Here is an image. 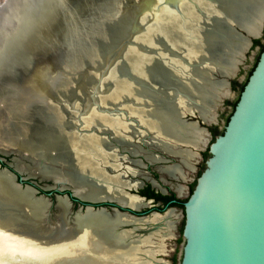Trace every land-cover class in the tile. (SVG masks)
<instances>
[{
	"label": "water",
	"instance_id": "water-1",
	"mask_svg": "<svg viewBox=\"0 0 264 264\" xmlns=\"http://www.w3.org/2000/svg\"><path fill=\"white\" fill-rule=\"evenodd\" d=\"M187 7H193L195 12H202L196 0H69L67 13L45 33V42L33 47L34 60L31 61V67H27L25 62V66L17 69L16 75L0 79V137L7 134L12 139L0 142V152H13L16 161L38 168L33 172L21 170L17 166L19 162H16L20 173L27 172L28 176L54 181L55 188L71 189L74 195L93 203L106 199L82 196L77 189L82 180L86 184H96L97 179L89 174H81L76 169L78 162L75 157L70 156L64 147H40L43 139L55 138L61 141L64 140L62 137L70 135L100 137L105 144L103 150L113 151L117 155L116 163H120L117 167L101 166L108 175L119 173L126 179L128 173L121 168L127 160L131 164L146 165L140 159L130 158V155L137 157L142 154L150 163L178 160L167 167H181V158L168 153L157 144L154 132L146 125L139 124L140 122L129 118L134 124L132 133L127 134L132 138L129 140L130 145L126 143V138L115 136L114 131L105 128L102 123L89 127L85 123L94 112L110 116L122 111L119 107L121 104L114 105L110 96L118 80L134 76L128 62L130 55L149 58L156 65L164 56L163 61L169 64L171 60L182 59L184 45L178 42L181 37L176 32H157L156 37L148 33H153V28L161 26L167 17L178 18L181 23L192 22L186 18ZM211 18H203L202 21L206 25L207 20L212 21ZM73 22L79 26L80 39L70 52L65 46V32ZM256 26L255 33L249 32L238 22L231 23L228 27L231 33L245 42L244 48L237 54L238 60L233 73H227L223 65V58L229 55L232 43L224 41L225 37L215 29L213 32L209 31L222 37V46L206 53L211 55L210 58L203 59L204 62L199 65L205 66L211 74L208 87L203 90L211 95L207 97V101L212 107H201L203 105L197 100L198 95L177 91L175 76L170 73H154L155 85L158 82L163 87L164 95L170 94V91L178 92L175 98H160L158 108L173 112L174 108L181 107L179 111L182 112L176 119L185 125L201 128V123L210 125L216 122L217 108L226 97L220 93L223 88L231 90L230 78L237 75L245 52L253 44V38H259L263 34L264 13ZM202 29L205 33L208 32L207 28ZM186 36L196 38L195 34ZM83 41L89 44L81 48L78 44ZM171 65L175 67L173 63ZM120 84L123 86L125 83ZM212 84L217 86L209 89ZM218 84L224 87L221 88ZM195 85L199 86L197 83ZM26 98L29 101V113L21 114V106L24 105L22 102ZM188 106L191 108L188 109ZM207 112H214V118H208ZM193 117L197 119L192 120ZM203 129L208 135V128ZM177 146L179 149L188 147L185 143H178ZM191 147L197 149L193 145ZM154 150L159 151L160 155ZM152 155L158 156V159L150 158ZM39 168L64 171L65 176L75 182L62 183L51 177L43 178L38 173ZM163 168L166 167L159 166L161 171ZM129 170L132 175L138 173L134 167H129ZM132 188L137 189V183L123 186L122 190L127 189L130 193ZM178 193L182 195L179 190ZM11 197V194L6 196ZM177 202L179 203L177 199H173L161 210H150L144 216L130 212L139 211L142 206L132 207L119 203L122 208L129 210L122 211L117 207L113 214L106 208L95 210L94 206H88L86 211L78 212L71 220L65 219L63 232L57 235L39 237L11 230L0 223V230L9 240L7 243L0 241V247L15 248L16 253H5L9 260L6 264H59L83 258L109 262V257L99 256L82 244V227L78 221L92 220L98 213L106 215L108 219L102 226L91 223V233L94 226L97 231H115L117 236L128 231L130 239L124 238L118 243L129 247L135 244L131 243L132 238L140 239L161 229V222L147 221L151 216L172 213V217H175L177 206L174 203ZM182 204L185 222L180 264H264V49L259 53L258 60L239 93L223 132L211 142L205 167L197 177L193 191ZM59 214L55 215L53 224L59 221ZM118 217L125 218L116 223L114 219H119ZM42 220L45 222V217ZM6 233L11 235L7 236Z\"/></svg>",
	"mask_w": 264,
	"mask_h": 264
},
{
	"label": "bare ground",
	"instance_id": "bare-ground-1",
	"mask_svg": "<svg viewBox=\"0 0 264 264\" xmlns=\"http://www.w3.org/2000/svg\"><path fill=\"white\" fill-rule=\"evenodd\" d=\"M196 2L201 6L202 12H195L193 7H187L186 9V14L188 12L186 18L192 22L187 21L186 23H181L178 18L167 17L161 26L156 29L153 28V33H151V31L148 33V35H154V37H156L157 34L155 33L157 32L160 34H169L170 30L171 32H176L177 36L181 37V39H178V42L183 43L184 45L182 46L184 54L182 55V59L186 61L183 62L182 59H174V61L171 60V63L175 65V67H172L171 63L169 64L166 63V61H163V59H165L164 55V57H162L163 59L159 60L160 65H156L154 60H150L149 58L130 55L128 62L129 67L132 69L130 71L134 72V76L118 80L116 82V87L110 96L114 105L121 104L119 107L122 111L110 116L100 114L93 117V113L86 119L85 123V126L88 127L95 123H102L105 128L112 129L115 136L126 138L128 141H126V143L130 145L129 140L132 138L127 136V134L130 132L132 133V130L134 129V124L131 122H140L139 124L146 125L154 132L155 139H158L156 140L157 144L161 145V147L168 153L178 155L182 159L183 165H186L189 170L195 169L193 161L198 157V154L188 148L190 147L192 149V145L197 147V149L202 148L207 142L206 131L203 127L198 128L194 125H185L184 123L178 122L176 116L179 112H182L179 111L181 110V107L174 108L173 112H166L158 108V101L162 97L175 98L177 97V91L182 90L186 93L198 95L199 97L197 100H199V103L203 105L201 107H208L207 97L211 95L209 93V95L205 93L204 98L200 97L199 91H201V83L199 81L201 77L206 78L207 80V75L209 78L208 81H210L209 76L211 74L205 66L199 65L204 62L203 59L206 60L210 58L211 55H206V53L213 51L216 47L219 48L222 46V37L219 38L216 33H212L213 29H215L216 32H220L219 35L222 34V36H226L228 34L229 39L234 41L233 45L235 44L236 46H232V48H235L232 50V54L233 59L236 62L237 54L244 48L245 42L228 30L229 25L231 23L238 22L247 28L249 32L255 33L257 32L256 24L260 21L262 14L264 13V0H213L211 2H208L207 0H196ZM203 18L208 20L211 18L212 21L207 22V20L205 25L202 21ZM167 26L168 28H166ZM202 28H207L208 32L205 33ZM188 34H195L196 38H188L186 36ZM88 44L89 43L87 41H83L79 42L78 45L83 48ZM235 62L231 60L225 61L224 68L227 73L234 72ZM195 65L197 68H195ZM154 73H170L171 76H175L174 80L177 84V91H170V94L164 95L163 87L159 86L158 82L157 85H155L156 79H153ZM159 77L160 76H158V78ZM161 77L164 78L162 75ZM120 82L125 84L122 86ZM194 83H197V85L200 83V85L197 87L196 85L194 86ZM213 85L209 87V89L212 88ZM216 86L217 84L215 87ZM218 86L221 88L224 87L222 84H218ZM119 89H121V91H119ZM225 93L226 92H222L220 94L224 95ZM151 94H153L154 97H152ZM23 103L24 105L21 106L23 111L20 110V113L27 114L29 113L30 108L28 98H26ZM187 108L190 109L191 106H188ZM204 114L206 115L205 112ZM129 118L132 121H130ZM136 133H138V131H136ZM10 136L11 135L7 134L1 135L0 141H9L10 138L8 137ZM159 137L167 139L171 142L161 140ZM62 138H64V140L61 141H57L55 138H48V140L43 139L39 146L44 148L58 145L64 147L65 150L69 152L68 154H71L70 156L73 155L75 157L78 162V167H76V169L78 168L77 170H79L81 174H89L91 177L96 178L98 182H102L100 184L93 185L91 183L86 184L82 180L77 189L82 196L92 199L111 197L132 207H140L143 205V201L140 198L134 195H127L122 190L123 186L136 185L137 182H129L126 178H124L123 174L119 173L115 175H108L105 172L104 167L101 166V164L111 165L112 167L120 166V163H116L117 155H115L113 151L103 150L105 144L102 138L95 135L75 137L70 135L67 138H65V136ZM59 142H61V144H59ZM178 143H185L188 147L179 149L177 146ZM150 158L158 159V156L152 155ZM75 159H73L74 162H76ZM17 166L21 170L25 169L30 172L38 169H32L30 166L22 163H18ZM182 167L183 166L180 167V165H174L169 166L166 169L171 174H179L180 176L186 178L187 172H184ZM39 169L40 171H38V173H40L43 178L51 177L57 182L62 183L69 179L67 176H63L65 174L64 171H58L51 168L47 170L41 168ZM5 175L6 174L4 173H0V223L2 225L10 228L11 230L26 232L31 235H39V237L40 235H57L63 232L62 226L65 225L64 215L65 209L67 208V204L65 205L62 202L63 199L60 200V206L62 208L59 214L60 219L55 224L51 225L45 224L44 220H42L44 218L43 210H45L43 208L46 207L44 200L34 198L31 190L29 189L20 191L9 185L13 195V203L18 206H15L14 204L13 206L15 209L12 211L4 208L2 203L4 201L2 199H5L6 196L10 194L8 192V185L4 183V180H6ZM69 181L75 182L72 179H69ZM184 189V185L178 186V190L180 192ZM40 202L44 205H41ZM118 218L119 219H114L116 220V223L122 222L121 220L125 217ZM107 219L106 215L98 213L97 216H93L92 220L87 219L82 222L83 227L81 230L82 236L80 237V240L82 241V244L84 243V246H88L89 249L97 255L105 258L109 257V262H95L88 258H83L79 261H76L75 259L69 262L68 260L59 264H155V262L159 260H156L153 257V251L158 250L159 253H163L165 241L174 236L176 215L175 217H172V213L156 214L147 219V221L161 222V229L149 234L148 236H144L142 238L140 237V239H133L131 237V243L135 244L126 247V245H119L118 242L122 241L124 238L130 239V232L123 231L119 236H117L115 231H97L96 226H102ZM92 222L96 224V226H94L93 233H91V228L93 227L91 224ZM155 238L158 239V244L155 242ZM0 241L7 243L9 240L8 237L0 235ZM145 247L150 248L145 249ZM156 247L158 248L156 249ZM14 250L15 248L0 247V264H6L9 260L7 256H5V253H16Z\"/></svg>",
	"mask_w": 264,
	"mask_h": 264
},
{
	"label": "flooded vegetation",
	"instance_id": "flooded-vegetation-1",
	"mask_svg": "<svg viewBox=\"0 0 264 264\" xmlns=\"http://www.w3.org/2000/svg\"><path fill=\"white\" fill-rule=\"evenodd\" d=\"M255 39H259V38H257V37L253 38V44L252 45L254 47L257 46V44H255ZM213 128H212V131H213ZM124 153H126V152H124ZM129 155H130V153H129ZM158 155H160V154H158ZM205 155H207V157L209 156V150H208L207 154H205ZM130 158H132V155H130ZM137 159L142 160L146 165L143 166V165L136 164V165L144 168V169L136 168L138 170V173L136 175H132V173L130 172L129 167H133V166L131 165V162H129L128 160H127V162H125L126 164L123 166V168H121L122 171H125L126 173H128V176H126L127 180L129 178L130 179V180H128L129 182L130 181L131 182L137 181V185H138L137 189L132 188L130 190V193H128L127 192L128 188H127L124 190V193L127 195H131V193H134V194H136L134 196H137L138 198H140L143 201L142 208L139 211L133 210L130 212L137 214L139 216H144V214L147 215L152 210L153 211L154 210L155 211L161 210V208H163L164 205H166L168 202H170L173 199H177L179 201V203L178 202L174 203V205H176L177 207L183 208L182 202L185 200H183L181 198L182 195H179V193H178L179 183L178 182L172 183L166 177H171L175 180H185L188 175L186 176V178H184L183 176H180L179 174L174 175V174L169 173V171H167L166 168H168L167 166L170 165L171 161L167 162V163H164V162L150 163L145 157H143L142 154L137 156ZM16 162H19V161H16L15 153L7 152V151L6 152H0V173L6 174L5 175L6 180H4V183L6 185H8L7 187H8L9 191L8 190L7 191L12 195L11 190H10L11 188L9 187V185L11 187L13 186L14 188H16V190H20V191L25 190V189H29V190H31L34 198L44 200V202L46 204V207L44 210L45 224L51 225L55 222V215L57 213H60L61 209H62L60 206V200H62V199L67 204V206H66L67 210L65 209L64 217H65V219L68 218L70 220H71V218H74L75 216H77L78 212L82 213V212L86 211V208L88 206H94L95 210H97L99 208H106L107 211L109 213H112V214L114 213L115 208H117V207H119L120 210H122V211H128L129 210L128 208H122L120 204H123V203H121L119 200H116L115 198L103 197V198H99V199H106V200H104L102 202L93 203L89 200L82 199L80 196L74 195V193L71 189L60 190L58 188H55L54 187V185H55L54 181L42 180V179H40L39 176H33V175L28 176L29 173H27V172L20 173L19 168L16 166ZM154 164L156 165V167ZM162 165H164L166 167V168H163L164 169L163 171H161L159 169V166H162ZM182 166H183L182 169L184 172L186 171L185 169L189 170V168L186 165H182ZM112 175H114V174H112ZM136 176H139L142 179H138V178H136ZM196 180H197V178H196ZM196 180L194 183H192L189 186L188 197L190 196L191 192L193 191V189L195 187ZM96 184H100V183L96 182ZM93 185H95V184H93ZM125 186H127V185H125ZM128 186H130V185H128ZM147 187H150V190L153 189L155 192H159L163 195L170 196V199L168 201H164V199H162V198L150 196V195L142 192ZM150 190L148 192H150ZM184 190L182 191L183 193H184ZM12 198L13 197L2 199L4 201V202H2L3 207L7 208L9 211L10 210L12 211L13 209H15V207L13 206L15 203H13ZM147 202H149L150 204H148ZM15 206H18V205L15 204ZM82 222H84V221H81V220L78 221V223L80 224L81 227H83ZM6 234H8V233H6ZM0 235L4 236L5 233L0 230ZM10 235L11 234H8L7 236H10ZM173 264H178L177 256H174Z\"/></svg>",
	"mask_w": 264,
	"mask_h": 264
},
{
	"label": "clouds",
	"instance_id": "clouds-1",
	"mask_svg": "<svg viewBox=\"0 0 264 264\" xmlns=\"http://www.w3.org/2000/svg\"><path fill=\"white\" fill-rule=\"evenodd\" d=\"M69 0H0V79L17 69L31 67L33 47L45 42V33L67 13ZM80 39L79 26H67L65 46L73 51Z\"/></svg>",
	"mask_w": 264,
	"mask_h": 264
},
{
	"label": "rangeland",
	"instance_id": "rangeland-1",
	"mask_svg": "<svg viewBox=\"0 0 264 264\" xmlns=\"http://www.w3.org/2000/svg\"><path fill=\"white\" fill-rule=\"evenodd\" d=\"M224 37H225L224 41L225 40H229L232 44L230 45L229 51L230 50L231 51L228 53L229 55H227V56L225 55V58H223V59L225 61L226 60H228V61L231 60V61L235 62L234 59H233V54H232V52H233L232 50L235 49V48H232V46H234L233 45L234 41H232L231 39H229V37H227V35L224 36ZM259 39L264 43V32L259 37ZM261 50L262 49H261V46L260 45H257L256 47H254L253 45H251L250 48L245 52L244 59H243V61L240 64V69L238 70L237 75L235 77H233V78H230L231 90L229 91L228 88H224V90L222 89V92H226L224 94L226 97L224 98L222 104L217 108V120H216V122H214V123H212L210 125L201 123V126L202 127L208 128V135L206 136V138H207L206 144L202 148H200V149H193V148L191 149L190 147L188 148V149L193 150V152H196L198 154V157H197L198 159L196 158L193 161L194 162L195 169H193V170L185 169L186 172H187V175H188L185 180H175V179H173L171 177H166L172 183L178 182L179 185H184L185 186L184 193L181 196V198L183 200H186L188 198V195H189V186L192 183L195 182L196 178L200 175L201 171L205 167V160L207 159V155H205V154H207L211 142L215 139V135H214V133L212 131V128L213 127H216V126L219 129H221V130L224 128V125L227 122V119L226 118L231 114V112L233 110V107H234V104L236 103V101H237V99L239 97L240 87H238V88L233 87V81L234 80H237V81H239V83H244L247 80V77L251 73V71H252V69H253L256 61H257V58L259 56V53L261 52ZM236 60H238V59H236ZM208 79H209L208 78V75H207V80H206V78H203V77L200 78V81L199 82L201 83V85H200V83H199V85H200L201 91H199L200 92L199 94H200V97L201 98H204L205 97V92H204L203 89H205L208 86L207 85ZM213 87H215V86H213ZM213 87L211 89H213ZM207 95H209V94L207 93ZM151 96L154 97L153 94H151ZM209 103L207 102L208 107H212V105H210ZM21 111H23V108L21 109ZM179 113H181V112H179ZM205 113H206V111H205ZM96 115H100V113L95 114V112H94L93 117H95ZM207 115L209 116L208 118H214L215 113L214 112L213 113H210V112L208 113L207 112ZM191 119L192 120H196L197 118L196 117H193ZM159 139L168 141L167 139H164L162 137H159ZM0 142H2V141H0ZM3 145L6 146V144H3ZM154 151L156 153H160L157 150H154ZM132 158L133 159H137V157H133V156H132ZM174 162H178V160H174L173 162H170V164H172ZM19 163L26 164V163H23V162H19ZM26 165L30 166L32 169L33 168H36L35 166H31L29 164H26ZM131 165L133 167H135V168H138V169H144V168H142V167H140V166H138L136 164H131ZM155 167H156V165H155ZM63 176H65V174ZM67 178H69V177H67ZM136 178L142 179L139 176H136ZM69 179L67 181H69ZM132 182H137V181H132ZM62 202H63V204L66 205V203L64 202V200H62ZM40 204L41 205H44L42 202H40ZM43 209H45V207ZM41 215H43V214H41ZM175 215H176V219H175L174 236L168 238L165 241V247H164L163 253H159L158 250H156L157 252L156 251H153V254H152L153 257L156 260H159V261H156L155 264H173V258H174V256H177L178 264H180L181 253H182V248H183V244H184V239H183V236H182V230H183V226H184V222H185L184 214H183V208L182 207H177V210L175 211ZM155 242L158 244V239L157 238H155ZM146 248H150V247H145V249ZM157 248L158 247H156V249Z\"/></svg>",
	"mask_w": 264,
	"mask_h": 264
},
{
	"label": "trees",
	"instance_id": "trees-1",
	"mask_svg": "<svg viewBox=\"0 0 264 264\" xmlns=\"http://www.w3.org/2000/svg\"><path fill=\"white\" fill-rule=\"evenodd\" d=\"M255 44L260 45L262 50L264 49V43H262L260 39H255ZM262 50H261V51H262ZM257 60H258V59H257ZM256 62H257V61H256ZM255 64H256V63H255ZM254 66H255V65H254ZM253 68H254V67H253ZM252 70H253V69H252ZM246 81H247V80H246ZM246 81H245L244 83H239L237 80H234V81H233V87H235V88L240 87V91H241V90L243 89V87H244ZM235 104H236V103H235ZM235 104H234V106H235ZM229 116H230V115H229ZM229 116L226 118L227 121H228V119H229ZM213 132H214V135H215V137H216L218 134H221V133L223 132V130L218 129V127L216 126V127L213 128ZM149 190H150V187H147V188L144 189L142 192H144V193H146V194H148V195H150V196H155V197H157V198H162V199H164V201H168V200L170 199V196H168V195H163V194H161V193H159V192H155L153 189H151L150 192H148Z\"/></svg>",
	"mask_w": 264,
	"mask_h": 264
}]
</instances>
